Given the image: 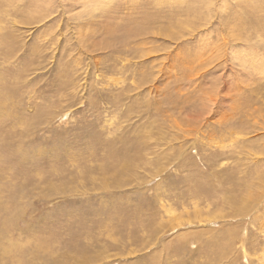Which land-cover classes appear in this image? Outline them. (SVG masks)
Wrapping results in <instances>:
<instances>
[{"label": "rangeland", "instance_id": "rangeland-1", "mask_svg": "<svg viewBox=\"0 0 264 264\" xmlns=\"http://www.w3.org/2000/svg\"><path fill=\"white\" fill-rule=\"evenodd\" d=\"M0 264H264V0H0Z\"/></svg>", "mask_w": 264, "mask_h": 264}, {"label": "bare ground", "instance_id": "bare-ground-1", "mask_svg": "<svg viewBox=\"0 0 264 264\" xmlns=\"http://www.w3.org/2000/svg\"><path fill=\"white\" fill-rule=\"evenodd\" d=\"M240 51H241V50H240ZM240 51H239V52H240ZM242 51H243V50H242ZM258 52H260V51H258ZM258 52H257V53H258ZM241 54H242V53H241ZM245 54H246V53H245ZM245 54H244V55H245ZM242 55H243V54H242ZM246 55H247V54H246ZM250 56H251V55H250ZM253 57H254V56H253ZM257 57H258V56H257ZM259 59H260V57H259ZM253 61H254V60H253ZM256 62H257V61H256ZM258 64H259V63H258ZM260 66L263 67L262 64H260ZM236 212H237V211H236Z\"/></svg>", "mask_w": 264, "mask_h": 264}]
</instances>
